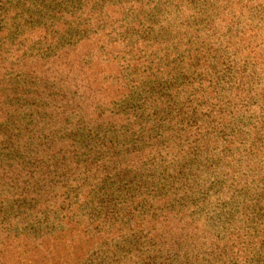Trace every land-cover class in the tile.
Returning a JSON list of instances; mask_svg holds the SVG:
<instances>
[{"label":"trees","instance_id":"16d2710c","mask_svg":"<svg viewBox=\"0 0 264 264\" xmlns=\"http://www.w3.org/2000/svg\"><path fill=\"white\" fill-rule=\"evenodd\" d=\"M31 1L4 0V25L12 19L27 25L26 14L18 11ZM80 1H57L52 12L62 34L55 41L78 31ZM145 3L144 37L129 44L143 45V56L125 58L127 46L120 41L123 55L96 56L98 15L81 16L83 34L72 40L94 43L91 63H81L80 55L69 61L68 49L67 62L56 64L54 58L50 65L63 76L75 67L79 90L53 89L42 75V61L35 76L17 79L32 89H0V264H43L44 255L34 251L57 246L71 247L63 264H88L94 257L81 256L97 241L112 242L131 257L128 235L134 232L159 241L162 249L153 252L170 253L166 262L197 264L193 225L179 207L186 203L173 191L153 198L138 192L132 169L160 141L191 137L201 147L221 106L240 110L241 213L255 226L240 264H264V0ZM50 6L51 0H40L26 11L32 17L27 33L52 17ZM212 55L221 59L219 72ZM13 239L21 248L9 254Z\"/></svg>","mask_w":264,"mask_h":264},{"label":"rangeland","instance_id":"374dc122","mask_svg":"<svg viewBox=\"0 0 264 264\" xmlns=\"http://www.w3.org/2000/svg\"><path fill=\"white\" fill-rule=\"evenodd\" d=\"M3 1L0 0V89L15 86L17 89H32L34 85L27 82L21 85L17 79L35 76L38 71L37 62L42 61L46 63L41 70L42 75L48 78L53 89L70 87L79 90L78 85L82 82L75 77V67L63 76V72L54 73L50 65L54 58L56 64L67 62L63 57L68 49L72 50V58L71 52L68 55L69 61L76 62L80 55L81 63H91L92 60H88V57L96 52L94 43L93 46L85 41L73 43L72 40L83 34V28H80L84 20L79 19L81 16L98 15V21H93V24L98 26L97 44L101 46L96 56L102 54L103 58L110 59L112 56L115 59L123 55L125 51L118 49V41L127 46L125 58L144 55L143 45L134 49L129 47V44L144 37L145 0H140L139 7L135 6L134 0H81V8L75 13L78 31L72 37H60L59 41L54 40L62 34L57 25L59 18H55V13L52 12L58 10V0H51L52 17L48 20L46 17L42 18L45 23L43 27L28 33L27 25H31L32 17L27 15L26 11L37 7L40 0H32L29 5L18 11H24L26 14L23 18L27 25L16 19H12L10 25H4L1 13L8 11H2ZM48 3L49 0H44V4ZM10 16L13 17L12 14ZM91 30L94 28L91 27ZM169 38L172 43L173 33H169ZM218 54L222 55V52ZM209 60L216 72L221 71L220 58L216 60V56L212 55ZM90 70L97 72L98 68L91 66ZM90 70L85 72L89 73ZM108 107L106 105L105 110L111 111ZM112 109L116 110L114 107ZM210 126L199 148H196L197 144L193 143L191 137L167 139L158 142L156 146H149L151 152L148 156L142 153L144 164L132 169V188L152 198L173 191L180 198V202L186 203V207H179L184 210L193 225L195 247L199 251L197 264H202L203 258H206L209 264H240V251L246 248L255 227L244 213H241L244 197L240 189V145L237 135L240 131V110L221 106L210 119ZM171 201L175 202L174 199ZM128 236L133 244L132 258L121 247L113 248L112 242L103 246L98 241L94 248L88 249L81 258L89 254L93 256L88 264H172L164 260L170 253L162 250L153 252L162 249L159 241L146 240L144 235L135 232L133 236ZM15 242L13 239L8 247L9 254H16L20 250L21 247ZM51 248L54 252L49 248L46 251H34L35 254L44 255L43 264H63V261L69 260L71 247L66 250L63 246L59 249L58 246ZM153 257L155 258L151 261ZM6 264L20 263L16 261Z\"/></svg>","mask_w":264,"mask_h":264}]
</instances>
